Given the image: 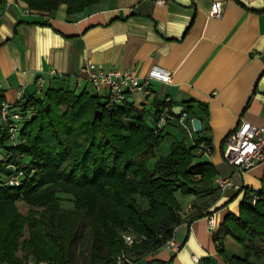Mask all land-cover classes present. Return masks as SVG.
I'll list each match as a JSON object with an SVG mask.
<instances>
[{"label": "crops", "instance_id": "obj_1", "mask_svg": "<svg viewBox=\"0 0 264 264\" xmlns=\"http://www.w3.org/2000/svg\"><path fill=\"white\" fill-rule=\"evenodd\" d=\"M214 1L221 5L218 16L210 15ZM88 60L103 70L139 75L151 66L168 70L170 82L153 80L150 95H132L134 109L147 119L155 113L154 99L165 97L187 107L186 124L176 114L166 122L168 148L173 140L193 144L198 137L212 147L209 155L195 158L212 162L216 174L189 194L196 201L190 211L196 213L175 228L172 239L179 249L128 250V264H230L228 258L242 256L223 219L238 213L246 188L253 194L260 190L264 164L236 170L222 149L241 119L264 124V0H91L72 12L66 2L37 10L24 0H0L1 101L13 104L18 87L25 96H40L39 75L44 90L89 89L82 69ZM192 117L200 120V131L192 128ZM217 176L230 177L238 187L217 188Z\"/></svg>", "mask_w": 264, "mask_h": 264}, {"label": "trees", "instance_id": "obj_2", "mask_svg": "<svg viewBox=\"0 0 264 264\" xmlns=\"http://www.w3.org/2000/svg\"><path fill=\"white\" fill-rule=\"evenodd\" d=\"M24 1L37 10H52L66 2L72 12L84 9L91 0ZM153 103V121L163 104L172 114V101L154 99ZM17 105L29 111L18 130V142H11L0 119V263L19 264L15 252L21 249L35 261L70 264L75 227L69 214L73 218L89 214L93 264H117L122 249L126 253L155 249L173 238L183 221L175 191L195 193L216 174L209 160L195 161L201 155L196 145L203 140L210 143L206 137L193 144L173 140L167 153L156 157L166 124L154 128L127 100L108 106L85 88L76 92L49 86L40 96H27ZM11 162L24 170L17 185L5 182L10 171L6 165ZM260 180L261 188L254 193L259 197L253 201L254 194L246 188L238 213L224 216L223 225L243 248L242 256L228 258L230 264H264L249 260L251 255H264V171ZM59 191L71 195L72 208L59 206ZM135 194L144 196L148 205L143 208ZM19 198L41 208L30 207L23 214L15 202ZM25 229L28 236L19 242ZM120 229H131V234L142 238L127 246Z\"/></svg>", "mask_w": 264, "mask_h": 264}, {"label": "built area", "instance_id": "obj_3", "mask_svg": "<svg viewBox=\"0 0 264 264\" xmlns=\"http://www.w3.org/2000/svg\"><path fill=\"white\" fill-rule=\"evenodd\" d=\"M163 0H156L162 2ZM221 12L219 1H214L210 8V15L218 16ZM86 74V80L90 85L91 92L102 97L106 105L111 106L124 102L128 97H132L134 93L140 92L147 96L152 93L150 82L158 80L161 82H170L171 73L168 70L158 66H151L146 74L139 75L131 69H120L111 67L103 70L97 67L94 62L87 61L83 66ZM52 72L59 76V74ZM79 80V77H77ZM44 77L40 75L35 79L36 92L42 93L44 90ZM16 92V101L13 104L1 101L0 103V119L7 126L9 138L15 144L17 133L22 123L29 116V111L24 110L18 103L25 100V91L22 87H18ZM167 101V98H163ZM173 114L170 113L169 106L163 104L154 121V128H162ZM180 124H186L189 116L184 110L176 116ZM196 152L202 155H209L212 152L211 144L201 141L196 145ZM222 157L230 163L236 170L245 171L255 165L264 164V124H254L249 120L241 119L232 131H230L224 139V147L222 149ZM9 173L5 175V182L10 185H17L21 182L24 170L16 163H8ZM217 188H225L227 186L238 187L230 177L217 176L215 178ZM258 194L253 195V201L257 199ZM209 222H213L212 216H209ZM123 243L131 246L135 242H139L142 238L134 234L124 232L121 234ZM168 250L176 252L180 245L172 238L166 240L163 244ZM129 258L125 250H121L116 257L117 264H128ZM23 264H46L40 261L28 260Z\"/></svg>", "mask_w": 264, "mask_h": 264}, {"label": "rangeland", "instance_id": "obj_4", "mask_svg": "<svg viewBox=\"0 0 264 264\" xmlns=\"http://www.w3.org/2000/svg\"><path fill=\"white\" fill-rule=\"evenodd\" d=\"M73 90V89H71ZM78 90V89H77ZM88 91L90 90L87 89ZM74 91H76L74 89ZM77 92V91H76ZM90 92V91H89ZM100 101H103V98L100 97ZM61 109H64V106H60ZM147 122L149 124H153L154 121L152 119L151 116H149L147 118ZM179 124V123H178ZM165 129L167 130V125H165ZM18 140V139H17ZM16 140V142H18ZM170 137L167 135L163 142L160 144L159 147H157L156 149V157L160 156V155H164L167 150H168V143H169ZM156 157L151 158L149 160V166L151 167L152 164L154 163ZM198 159H202L203 157L198 156ZM193 194V193H190ZM175 197H177L178 202H179V212L181 214L182 219L186 218L187 215H191L193 216V214L196 213V209H192V211H190V209L193 207L194 203L196 201H194L192 199V195L189 194H182L180 193L178 190L175 191ZM56 196H58L59 198V206L63 209H70L73 207L72 204V198L71 195L66 193V192H62L59 191L56 193ZM136 199L138 200V202L144 207H146L148 205L147 200L144 196L139 195V194H135ZM16 205L17 208L19 209L20 212H22L23 214L26 213V211L28 210V208L30 207H35V208H41V205H36V206H32L30 204H28L26 201H24L22 198L16 199ZM190 212V213H188ZM74 215V214H73ZM73 215L69 214V216L67 217L69 220H73L72 222L74 223V227H75V234L74 237L72 239V242L70 244V264H93L90 262L91 258H90V250H91V241H92V233H91V228L90 227V217L89 214H84L81 217L76 216V218L72 217ZM23 234L22 236L19 237V242L21 241L22 238L27 237L28 236V231L27 229L23 230ZM119 234L127 232V233H133V231L128 230V229H120L118 230ZM15 254L19 257L20 259V263L19 264H23L25 262H27L28 260H33L32 257L30 255H26L25 252L21 249H18ZM249 260L251 261H257V262H263L264 263V257L263 258H256L255 256L251 255L249 257ZM40 262L46 263V264H52L50 260L48 259H44V260H39Z\"/></svg>", "mask_w": 264, "mask_h": 264}, {"label": "water", "instance_id": "obj_5", "mask_svg": "<svg viewBox=\"0 0 264 264\" xmlns=\"http://www.w3.org/2000/svg\"><path fill=\"white\" fill-rule=\"evenodd\" d=\"M83 13H84V11H80V12H76L75 15L80 16ZM126 100L128 102H130V103L133 102V98L132 97H128ZM45 107L47 108L48 104H46ZM184 110H185V107L180 105V104H174L171 107L172 114H176V115L182 113ZM94 114L96 116H98L99 118L101 117V111L99 109L94 110ZM191 125H192V128L195 131H200L201 130V122H200V120L197 117H192L191 118Z\"/></svg>", "mask_w": 264, "mask_h": 264}]
</instances>
